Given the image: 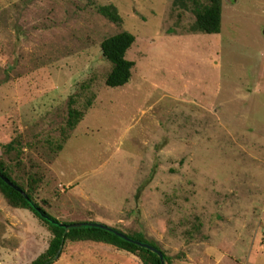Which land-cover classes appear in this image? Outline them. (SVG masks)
Wrapping results in <instances>:
<instances>
[{
  "label": "rangeland",
  "instance_id": "1",
  "mask_svg": "<svg viewBox=\"0 0 264 264\" xmlns=\"http://www.w3.org/2000/svg\"><path fill=\"white\" fill-rule=\"evenodd\" d=\"M199 3L0 0V162L62 223L142 235L167 264H264V0H223L216 35ZM123 32L135 66L111 88L102 44ZM52 239L0 183V264ZM54 264L143 262L68 240Z\"/></svg>",
  "mask_w": 264,
  "mask_h": 264
},
{
  "label": "trees",
  "instance_id": "2",
  "mask_svg": "<svg viewBox=\"0 0 264 264\" xmlns=\"http://www.w3.org/2000/svg\"><path fill=\"white\" fill-rule=\"evenodd\" d=\"M222 2L223 0H206V3L197 4L194 10L196 32L208 35L221 33ZM100 13L115 23L121 22V18L114 7H102ZM135 41L136 39L132 34L123 32L103 42V56L113 66L106 82L108 87L119 88L130 83L135 64L126 59V54ZM0 183L17 195L36 217L48 225L53 234L49 250L32 264L56 263L60 259L68 240H91L107 243L131 254H137L141 257L143 264H162L159 253L162 254L165 264L169 261L166 254L156 244L147 241L142 235H139L137 237L139 239H137L106 225H104L107 227L106 229L88 225L94 223H85L81 228L67 230L66 226L71 225L62 223L37 203L32 194L11 178L3 162H0ZM140 194L141 192L138 193L137 197Z\"/></svg>",
  "mask_w": 264,
  "mask_h": 264
},
{
  "label": "water",
  "instance_id": "3",
  "mask_svg": "<svg viewBox=\"0 0 264 264\" xmlns=\"http://www.w3.org/2000/svg\"><path fill=\"white\" fill-rule=\"evenodd\" d=\"M85 224H73L71 226H66V229L69 230L70 228H81L83 227ZM90 225L91 227H97V228H100V229H106L107 227H105L104 225L102 224H88ZM152 249V248H150ZM161 259H162V264H165L164 260H163V256L161 253H159Z\"/></svg>",
  "mask_w": 264,
  "mask_h": 264
}]
</instances>
